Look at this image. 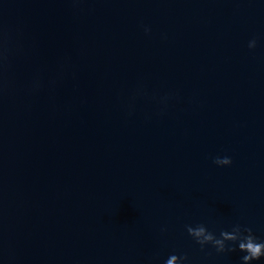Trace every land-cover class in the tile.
Masks as SVG:
<instances>
[{"label": "water", "instance_id": "1", "mask_svg": "<svg viewBox=\"0 0 264 264\" xmlns=\"http://www.w3.org/2000/svg\"><path fill=\"white\" fill-rule=\"evenodd\" d=\"M198 223L264 239V0H0V264H241Z\"/></svg>", "mask_w": 264, "mask_h": 264}, {"label": "clouds", "instance_id": "2", "mask_svg": "<svg viewBox=\"0 0 264 264\" xmlns=\"http://www.w3.org/2000/svg\"><path fill=\"white\" fill-rule=\"evenodd\" d=\"M145 34L151 32V28L144 26ZM248 48L254 50L257 47V39L253 38L248 42ZM213 163L218 167H230L233 164L231 157H216ZM188 236L199 245L203 251L208 246L215 250L216 254H225L239 251L243 253L240 257L241 264H254L264 261V239L256 236L252 229L240 223H235L230 230L221 229L217 235L216 231L210 230L204 223L185 226ZM166 231V229H162ZM165 264H189V257L186 254L170 255Z\"/></svg>", "mask_w": 264, "mask_h": 264}]
</instances>
